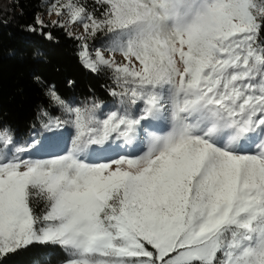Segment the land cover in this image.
I'll return each instance as SVG.
<instances>
[{"label":"snow or ice","instance_id":"snow-or-ice-1","mask_svg":"<svg viewBox=\"0 0 264 264\" xmlns=\"http://www.w3.org/2000/svg\"><path fill=\"white\" fill-rule=\"evenodd\" d=\"M47 11L59 19L27 31L78 40L81 64L109 74L111 103L65 99L37 77L53 138L0 125V261L50 245L59 264H264V0Z\"/></svg>","mask_w":264,"mask_h":264},{"label":"trees","instance_id":"trees-1","mask_svg":"<svg viewBox=\"0 0 264 264\" xmlns=\"http://www.w3.org/2000/svg\"><path fill=\"white\" fill-rule=\"evenodd\" d=\"M49 2L0 0V125L10 127L17 139L24 141L37 135L41 139L53 138V133L40 127L39 108L48 102L37 77L44 84L54 85L65 99L82 102L95 97L111 103L109 74H94L81 64L78 40L58 28L45 29L52 32V40L27 31L29 25H35V18L47 10ZM86 3L91 7L93 0ZM89 45L94 51L101 47V40H90ZM37 51L40 56L35 55ZM49 111L54 116L61 115L55 108ZM65 140L70 141L67 132L59 137L61 144ZM65 258L59 247L33 245L8 255L0 264H59Z\"/></svg>","mask_w":264,"mask_h":264},{"label":"rangeland","instance_id":"rangeland-1","mask_svg":"<svg viewBox=\"0 0 264 264\" xmlns=\"http://www.w3.org/2000/svg\"><path fill=\"white\" fill-rule=\"evenodd\" d=\"M40 18L42 20H44L45 23H47V22L51 23V21L59 19V17H57L55 14L49 15L47 10L41 14ZM63 19L67 21L68 20L67 15H65L63 17ZM68 31L72 32L74 34V36H79V35L83 34V29L80 26V24H78V23L77 24H69L68 25ZM105 56L106 57L109 56V53L105 52ZM115 58L118 62L123 61V58L118 53L116 54Z\"/></svg>","mask_w":264,"mask_h":264}]
</instances>
